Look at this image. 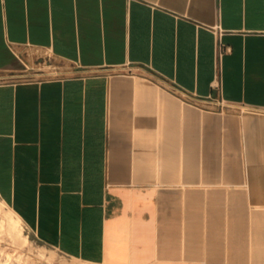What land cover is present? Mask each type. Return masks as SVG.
<instances>
[{
	"label": "crops",
	"instance_id": "0c3cea01",
	"mask_svg": "<svg viewBox=\"0 0 264 264\" xmlns=\"http://www.w3.org/2000/svg\"><path fill=\"white\" fill-rule=\"evenodd\" d=\"M0 78V201L26 238L264 264V0H0Z\"/></svg>",
	"mask_w": 264,
	"mask_h": 264
},
{
	"label": "rangeland",
	"instance_id": "374dc122",
	"mask_svg": "<svg viewBox=\"0 0 264 264\" xmlns=\"http://www.w3.org/2000/svg\"><path fill=\"white\" fill-rule=\"evenodd\" d=\"M229 109L242 114L247 111L237 106ZM24 235L27 231L20 220L0 201V264H91L63 255L30 237L26 240ZM193 257L195 261L198 255L194 253Z\"/></svg>",
	"mask_w": 264,
	"mask_h": 264
},
{
	"label": "bare ground",
	"instance_id": "6f19581e",
	"mask_svg": "<svg viewBox=\"0 0 264 264\" xmlns=\"http://www.w3.org/2000/svg\"><path fill=\"white\" fill-rule=\"evenodd\" d=\"M23 237L27 240L26 236H23Z\"/></svg>",
	"mask_w": 264,
	"mask_h": 264
}]
</instances>
